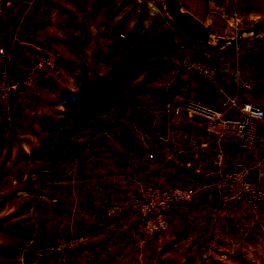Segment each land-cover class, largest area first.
<instances>
[{"label":"crops","instance_id":"obj_1","mask_svg":"<svg viewBox=\"0 0 264 264\" xmlns=\"http://www.w3.org/2000/svg\"><path fill=\"white\" fill-rule=\"evenodd\" d=\"M178 1L184 7L183 14L216 37L219 41L211 40L217 43L230 40L235 33L260 21L264 23V0ZM111 3L113 11L106 16L114 20L112 32L89 27L87 21L100 16ZM125 4L124 0H107L104 5L101 0H69L67 9H61L59 0H12L6 15L0 17V46L10 51L11 66L20 76L43 45L60 53L55 72L42 74L30 86L18 87L10 98L0 99V132L6 136L0 145V177L21 180L6 205L9 223H16L19 235L26 231L41 238L82 234L83 244L65 256L64 264H172L180 250L191 257L194 252L198 256L208 253V264H264V207L252 214L242 201L229 200L215 186L221 170L240 159H251L258 166L250 171L249 178L264 190V151L242 152L219 144L205 132L203 119L180 110L188 99L219 110H224L230 99L264 108V24L258 36L226 48H212L186 36L183 48L174 43L162 44L154 54L148 52L153 48L146 47L143 59L135 56L122 63L111 79L95 69L108 63L124 43L131 44L129 38L143 24L137 4ZM59 13L69 21V31L79 30L87 45L95 42L98 46L94 44L86 52L84 46L81 57L73 47L63 49L64 40L69 45L73 40L57 33ZM79 15L83 19L80 25L76 22ZM52 25L57 29L48 27ZM184 55L212 64L217 82L211 84L193 72L171 80L169 61ZM151 59L160 62L155 78L152 75L145 85L140 76L124 80L118 74L127 62ZM105 80L116 89L113 86L94 106L75 113L71 105L79 87ZM112 117L127 127L120 136L119 148L99 136L109 128ZM80 135L85 137L84 142L77 140ZM159 136L166 137L176 157L171 167L165 165L164 156L153 145ZM218 149L223 152L221 160L216 158ZM147 152L154 153L155 159L145 158ZM192 158L200 163L198 174L189 170ZM31 170L52 180L39 200L34 189L26 185ZM148 184L192 187L194 200L189 206H175L149 217L144 227L127 217H94L98 203L128 205ZM221 216L231 220L234 230L247 227L246 236L235 244L226 243L216 227ZM181 221L185 226H180ZM198 256L196 264L201 263Z\"/></svg>","mask_w":264,"mask_h":264},{"label":"built area","instance_id":"obj_2","mask_svg":"<svg viewBox=\"0 0 264 264\" xmlns=\"http://www.w3.org/2000/svg\"><path fill=\"white\" fill-rule=\"evenodd\" d=\"M68 3L69 0H59L61 9H67ZM11 5L12 0H0V17L6 15ZM172 41L183 48L182 38L179 35H173ZM59 61V52L50 45H43L38 57L24 76H20L18 71L11 66L10 51L4 46H0V99L10 98L18 87L30 86L42 74L55 72L58 69ZM187 72H193L198 78L211 84L217 82L214 66L201 58L184 55L179 59L169 61L168 73L171 80ZM126 92L129 94L128 90ZM126 105L130 108L134 107L133 104ZM224 105L225 109L219 110L197 100L188 99L180 107V110L203 119L205 132L214 137L219 144H227L232 149L242 152H250L254 149L264 151V108L250 102L238 103L235 99H230ZM233 112L236 114L233 115ZM109 121V128L102 130L99 136L119 148L120 136L126 132L127 127L114 117ZM6 122H11L10 117L6 118ZM77 140L84 142L85 137L80 135ZM153 145L164 156L165 165L173 166L176 157L166 137H157ZM215 154L218 160L223 158L222 150L218 149ZM144 156L150 160L155 159V154L152 152H147ZM143 159L140 157L141 161ZM257 166L256 160L240 159L230 168L221 170L215 181V186L224 192L229 200L242 201L252 214H257L264 207V190L256 187L249 178L250 171ZM189 170L194 174L201 171L198 159L189 160ZM51 182L49 177L37 170L29 171L26 178V185L34 189L37 200L45 196ZM194 196L195 190L192 187H164L159 184H148L128 205L100 202L93 209V215L100 220L127 217L133 219L138 227H144L149 217L164 214L175 206L191 205ZM216 227L219 235L230 245L242 240L248 232V228L245 226L234 230L231 227V220L227 216L219 217ZM84 240L85 237L79 233L55 234L44 238L34 233L20 253L19 264H26L25 259L29 254L38 257H52L53 264H64L67 253L80 247ZM209 258L208 253L202 254L204 264Z\"/></svg>","mask_w":264,"mask_h":264},{"label":"rangeland","instance_id":"obj_3","mask_svg":"<svg viewBox=\"0 0 264 264\" xmlns=\"http://www.w3.org/2000/svg\"><path fill=\"white\" fill-rule=\"evenodd\" d=\"M125 1V7H129L131 3H136L139 9V17L143 19V24L138 27V31L135 35H132L131 38H129V41L131 44L128 42L127 44H123L119 49L115 50L112 54V58L108 63H105L104 66L101 67V69H95V70H100L103 72L102 74L107 75L111 79L114 77L115 71L118 66H120L122 63L126 62L127 60L138 56L139 59H143V55H145L146 50L145 48L148 47L149 50L150 48H153V50L148 51L149 53L154 51V54L156 53V48H159L162 44H170L172 45V37L173 35H179L182 39L184 33L181 30V28L176 24V21H182V15L180 11V7L184 9L182 5H180L178 0H174L175 2V7L177 10V16L173 15V12H169L165 3L163 2L164 0H124ZM99 5V4H96ZM95 5V6H96ZM92 6L93 3H92ZM114 8V4L111 3L107 5L106 7L101 10V13L99 14L100 16H96L93 19H89L87 22L89 23L88 26L90 27H95L97 29H101L104 31L111 30L113 27V19H110L107 17V14L112 13ZM148 8V9H147ZM59 16L58 18V23L55 25L59 28L57 30V33L59 32L61 36L64 38L71 36V43L66 44L65 40L62 43L63 49H70V47L75 48V52L77 53L78 57H81L82 51L85 49V52L88 51L90 47H93L94 44L98 46L97 43H91L86 44L84 42V37L82 33L79 30L75 31H69V26L68 22L66 21L65 17L62 16V14H57ZM146 16L148 19H146ZM86 21V19H84ZM176 20V21H175ZM56 21V20H55ZM83 19L79 15V18L76 22L79 23V25L82 23ZM75 22V23H76ZM145 22L147 24H145ZM63 24V26L61 25ZM55 25L48 26L49 28L56 30L57 28ZM124 28V27H123ZM199 29L204 32L203 36H208L210 39H213L215 41H219L216 39V37H213L211 35H208L206 31L199 27ZM113 30V29H112ZM111 30V32H112ZM110 32V31H109ZM110 36V35H109ZM110 38H113L112 36ZM90 45V46H89ZM152 45L151 47H149ZM85 46V48H83ZM95 46V45H94ZM65 53V50L63 51ZM60 54V53H59ZM99 71V72H100ZM115 86L116 85H112ZM116 89V88H115ZM108 102V100H106ZM106 103V102H105ZM6 140L5 134L1 131L0 132V145L2 141ZM3 153L2 150L0 149V159L2 158ZM17 178H12V177H5L1 178L0 177V264H10L12 261L15 259H19L20 262V253L22 249L24 248L27 240L32 236V233L30 234L28 231L26 233L19 235L17 229H16V223L15 222H10L9 223V218H8V210L6 205L8 202V199L11 198L13 191L16 190V187L18 183L21 181H14ZM186 224V223H185ZM183 221L180 222V226H185ZM11 226L12 228L8 227ZM176 226V225H175ZM21 236V237H20ZM6 247H12L13 250L10 251V249H6ZM19 250V253H18ZM18 253V254H17ZM204 253V252H203ZM202 253V254H203ZM202 254L198 256V253H193L192 257H194V263L196 264L197 256L200 259V264H204L203 259H202ZM190 255V254H189ZM183 251L178 252V256H175L174 258V263L172 264H182L184 259L189 256ZM50 259V262H45V260H41L39 264H52L53 260L52 257H47ZM210 262L209 260L206 262L208 264ZM34 264V263H32Z\"/></svg>","mask_w":264,"mask_h":264},{"label":"trees","instance_id":"obj_4","mask_svg":"<svg viewBox=\"0 0 264 264\" xmlns=\"http://www.w3.org/2000/svg\"><path fill=\"white\" fill-rule=\"evenodd\" d=\"M107 0H101V4H106ZM258 36L255 34L250 37ZM250 37L244 39L248 40ZM160 60L151 59V60H136L132 62H127L121 66L118 70L119 76L124 80L134 79L136 76H140V81L145 85V81L151 78H155L156 75L154 73L158 70V64ZM149 81V80H148ZM113 89V86L109 80H105L103 82L97 83L93 86H88L86 84L81 85L78 89V96L74 103H72L71 107L75 109V113H80L83 109L94 106L96 103L101 100V98L107 94H109ZM81 247V246H80ZM78 247L77 249H79ZM6 249L13 250L11 247H6ZM76 249V250H77ZM75 251V250H74ZM73 251L67 253L70 255ZM19 253V250H18ZM17 253V254H18ZM47 258L46 256L38 257L35 255L29 254V256L25 259L26 264H39L41 260ZM194 259L191 256H188L184 259L182 264H193ZM5 264V263H3ZM10 264H19V259H14Z\"/></svg>","mask_w":264,"mask_h":264},{"label":"water","instance_id":"obj_5","mask_svg":"<svg viewBox=\"0 0 264 264\" xmlns=\"http://www.w3.org/2000/svg\"><path fill=\"white\" fill-rule=\"evenodd\" d=\"M171 3H172V11L174 14H176V7H175V2L174 0H171ZM180 13L182 15V21H176V24L181 28V30L183 31L184 35L190 39H193V40H196V41H200L204 44H206L207 46L209 47H212V48H226V47H231V46H234L236 45L238 42H240L241 40L245 39V38H248L252 35H255L257 33H259L261 30L259 29L264 23L263 21H260L258 24L250 27V28H247L243 31H241L240 33L236 34L233 38H231L230 40H226L222 43H217V42H214L212 41L210 38L206 37V36H203V35H197V34H194L192 33L191 31H189L188 27L186 26V22H185V18H184V14H183V11L180 7Z\"/></svg>","mask_w":264,"mask_h":264},{"label":"bare ground","instance_id":"obj_6","mask_svg":"<svg viewBox=\"0 0 264 264\" xmlns=\"http://www.w3.org/2000/svg\"><path fill=\"white\" fill-rule=\"evenodd\" d=\"M165 2V5L168 9L169 12H173L172 11V3H171V0H164ZM173 15L177 16V11H176V14L173 13ZM184 18H185V24L186 26L188 27L189 31H191L192 33L194 34H197V35H203L204 32H202L200 29H199V26L195 23V21L190 17L188 16V18L186 17V15H184Z\"/></svg>","mask_w":264,"mask_h":264}]
</instances>
